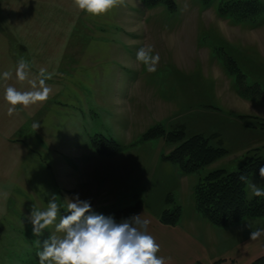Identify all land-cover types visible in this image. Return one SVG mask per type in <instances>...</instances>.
Instances as JSON below:
<instances>
[{
    "label": "rangeland",
    "instance_id": "rangeland-1",
    "mask_svg": "<svg viewBox=\"0 0 264 264\" xmlns=\"http://www.w3.org/2000/svg\"><path fill=\"white\" fill-rule=\"evenodd\" d=\"M64 4L32 19L0 15V264H39L38 241L54 226L36 237L26 217L53 194L57 222L65 198L78 195L105 216L179 208V223L203 216L196 188L210 172L264 162V0H124L99 16ZM149 45L160 57L155 72L136 58ZM22 59L52 93L9 116L5 87L31 90L15 76ZM170 132L226 153L187 172L167 159L180 144ZM101 136L114 154L95 150ZM249 179L264 188L260 175Z\"/></svg>",
    "mask_w": 264,
    "mask_h": 264
},
{
    "label": "clouds",
    "instance_id": "clouds-1",
    "mask_svg": "<svg viewBox=\"0 0 264 264\" xmlns=\"http://www.w3.org/2000/svg\"><path fill=\"white\" fill-rule=\"evenodd\" d=\"M124 0H73L79 10L93 16L108 13L122 4ZM138 62L147 67L148 72H155L159 55L153 54L152 46L140 48L137 51ZM41 69V75L44 73ZM11 71L2 73L4 80L12 78ZM18 81H27L31 90L20 91L14 86H6L4 100L8 103V115L16 112V107L27 108L49 99L52 88L45 84L44 79L30 78L29 64L23 59L15 70ZM49 78H51L49 76ZM38 128L39 124H33ZM259 175L264 180V166L259 168ZM239 180L244 182L250 191L249 197H264V188L257 186L241 174ZM7 194H5V198ZM65 212L60 216L61 205L55 194L51 196L46 209L32 208L26 219L32 225L33 235L40 237L44 230L54 226V233L42 242V250L37 252L39 264H167L168 258L159 256L160 245L148 233L150 221L135 215L121 222H116L112 216L98 214L92 210L90 201L81 200L77 195L74 199L65 198ZM249 226V225H248ZM250 227V226H249ZM264 235V228L250 232V239L257 240Z\"/></svg>",
    "mask_w": 264,
    "mask_h": 264
},
{
    "label": "crops",
    "instance_id": "crops-1",
    "mask_svg": "<svg viewBox=\"0 0 264 264\" xmlns=\"http://www.w3.org/2000/svg\"><path fill=\"white\" fill-rule=\"evenodd\" d=\"M64 1L0 0V15L9 14L13 18L19 12L21 19H32L40 9L61 10ZM4 60L7 62V57ZM163 211L142 206L134 214L116 222L135 215L149 220L148 233L160 245L158 255L168 258L167 264H257L256 261L264 257V235L254 241L250 239L251 231L264 228L255 227L263 221L260 217L246 218L231 226H216L209 221L204 223L203 216L191 213L193 220L181 217L178 224L168 225L160 220Z\"/></svg>",
    "mask_w": 264,
    "mask_h": 264
},
{
    "label": "trees",
    "instance_id": "trees-1",
    "mask_svg": "<svg viewBox=\"0 0 264 264\" xmlns=\"http://www.w3.org/2000/svg\"><path fill=\"white\" fill-rule=\"evenodd\" d=\"M160 0H151V3H159ZM168 139L172 143H180L177 149L167 157L168 160L178 163L185 171L194 172L209 164L226 152L222 148H212L208 139L201 135L186 138L182 132L169 133ZM93 146L102 155H112L117 149L113 141L105 137L95 138ZM264 162L251 159L240 166L236 171L216 169L210 172L196 188V206L198 211L211 224L216 226H231L249 217L264 218V197L248 198L246 185L239 180L244 174L259 175V168ZM140 209L139 205L129 206L123 209L113 208L107 216H112L115 221L126 218ZM180 209L165 210L160 220L168 225H176L180 218ZM264 262V257L256 263Z\"/></svg>",
    "mask_w": 264,
    "mask_h": 264
}]
</instances>
